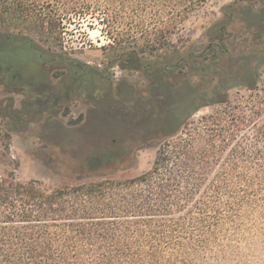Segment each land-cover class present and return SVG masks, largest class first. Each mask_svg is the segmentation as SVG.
Here are the masks:
<instances>
[{"label": "trees", "instance_id": "trees-1", "mask_svg": "<svg viewBox=\"0 0 264 264\" xmlns=\"http://www.w3.org/2000/svg\"><path fill=\"white\" fill-rule=\"evenodd\" d=\"M205 2L0 0V264H264V0L222 5L205 42L174 41ZM73 17L101 24L103 67L62 50ZM72 97L106 116L92 120L104 134L44 160L60 184L18 180L10 131L53 128ZM152 143L150 167L123 177Z\"/></svg>", "mask_w": 264, "mask_h": 264}, {"label": "rangeland", "instance_id": "rangeland-1", "mask_svg": "<svg viewBox=\"0 0 264 264\" xmlns=\"http://www.w3.org/2000/svg\"><path fill=\"white\" fill-rule=\"evenodd\" d=\"M230 1L206 0L199 10H194L189 14L188 18L183 22L180 31L173 35L172 39L176 41L178 38H182L183 40L205 42V29L220 16V7ZM100 28L101 24L98 23L96 18L79 20L73 17L71 22L65 21L61 36L62 50L81 62L103 67L109 61L112 48L107 45L110 40ZM119 28L124 29V26L120 25ZM112 71L114 72L113 81L124 77L139 90L145 85L144 79L136 73L120 71L117 67L113 68ZM55 75L56 73L54 74L53 72L51 79L55 80ZM9 95L11 94H7L0 88V102L4 103V98ZM12 96L15 106H18L22 95L14 94ZM101 100L103 101L105 98ZM93 106L92 101L84 97H72L68 102L66 114H62L64 106L59 108L61 112L53 128L51 126L47 128L41 121H38L29 123L25 129L10 131L9 153L17 162V167L15 168L16 178L20 181L38 179L49 186L60 184L62 182L61 171L50 164L46 165L44 160L48 156L58 160L69 156L72 152L76 156L88 155L90 151L89 139H94V137L100 139L104 134L98 128L94 129L92 120L94 116H98V119L106 117L102 114H100L101 117L99 114H95L89 118L88 111ZM209 111V108L202 109L193 115L190 120H195L201 114ZM79 117L81 120L77 125L68 124L70 120H75ZM0 124H3V122L0 121ZM128 126L123 125L116 131L120 138H126L127 132L130 130ZM53 129L54 132L52 131ZM159 148L160 145L158 143L134 148L132 150L134 163L122 171V176L127 177L147 170L157 155Z\"/></svg>", "mask_w": 264, "mask_h": 264}]
</instances>
